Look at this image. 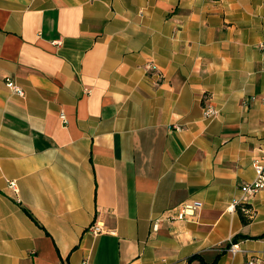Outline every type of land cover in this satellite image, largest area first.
<instances>
[{"label": "crops", "instance_id": "0c3cea01", "mask_svg": "<svg viewBox=\"0 0 264 264\" xmlns=\"http://www.w3.org/2000/svg\"><path fill=\"white\" fill-rule=\"evenodd\" d=\"M262 153L264 0H0V264H264Z\"/></svg>", "mask_w": 264, "mask_h": 264}, {"label": "built area", "instance_id": "2783aa9c", "mask_svg": "<svg viewBox=\"0 0 264 264\" xmlns=\"http://www.w3.org/2000/svg\"><path fill=\"white\" fill-rule=\"evenodd\" d=\"M150 68H152V66H150ZM6 86L10 88L11 90H13L14 92H16L17 94L23 95L22 90L19 87H17L11 80L6 79ZM214 113H215L214 109L210 107L204 108V116L209 117L213 115ZM61 118L64 119V116L61 115ZM252 169L255 174L254 180L249 183L243 184L240 187V191L242 194L240 198L235 201V205L240 207L245 212L248 211L246 210V208H244V206L246 205L249 196L257 193L260 190H264V153L254 158V160L252 161ZM10 185L14 187L13 183H11ZM199 207H200V204L195 201L185 202L183 204H180L178 206V213H177L176 218L178 220H183V219H186L187 217H191L195 214V211L198 210ZM156 224H154L153 229L157 228ZM89 231L94 235H98L101 233H111V234L113 233L112 231L106 230L105 228L97 224L91 225L89 227ZM226 252L234 256L240 253L241 251L237 244L230 242L226 249Z\"/></svg>", "mask_w": 264, "mask_h": 264}, {"label": "trees", "instance_id": "16d2710c", "mask_svg": "<svg viewBox=\"0 0 264 264\" xmlns=\"http://www.w3.org/2000/svg\"><path fill=\"white\" fill-rule=\"evenodd\" d=\"M244 208L249 210L248 205H245ZM238 214L243 224H247L249 222V219L245 215V211H243L240 207H238Z\"/></svg>", "mask_w": 264, "mask_h": 264}]
</instances>
